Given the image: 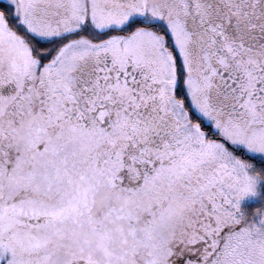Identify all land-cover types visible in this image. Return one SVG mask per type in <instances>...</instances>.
I'll return each mask as SVG.
<instances>
[{"label":"snow or ice","instance_id":"1","mask_svg":"<svg viewBox=\"0 0 264 264\" xmlns=\"http://www.w3.org/2000/svg\"><path fill=\"white\" fill-rule=\"evenodd\" d=\"M0 264H264V0H0Z\"/></svg>","mask_w":264,"mask_h":264}]
</instances>
